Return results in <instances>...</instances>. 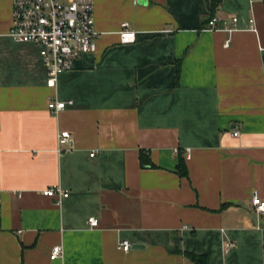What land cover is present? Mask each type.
Masks as SVG:
<instances>
[{
    "label": "crops",
    "instance_id": "obj_1",
    "mask_svg": "<svg viewBox=\"0 0 264 264\" xmlns=\"http://www.w3.org/2000/svg\"><path fill=\"white\" fill-rule=\"evenodd\" d=\"M11 2L0 0V264H264L251 203L264 201V0H93L96 50L55 87L41 47L8 35ZM212 16L238 21L207 30ZM123 22L135 42L120 41ZM49 99L66 106L52 114ZM52 186L68 196H44Z\"/></svg>",
    "mask_w": 264,
    "mask_h": 264
},
{
    "label": "built area",
    "instance_id": "obj_2",
    "mask_svg": "<svg viewBox=\"0 0 264 264\" xmlns=\"http://www.w3.org/2000/svg\"><path fill=\"white\" fill-rule=\"evenodd\" d=\"M12 23L8 35L16 41L34 42L41 47L40 57L48 72L46 85L55 87L60 73L71 70L75 59L82 54L95 52L96 36L94 26L93 0H12L11 2ZM237 18L230 20L212 16L205 26L207 30L218 29L219 23L224 30H232L237 24ZM250 28L255 30L254 19H250ZM122 43H133L136 41V32L130 28L129 23L123 22L118 33ZM229 40L224 44L228 46ZM48 110L57 114L66 106V102L49 99ZM238 131L232 135L237 136ZM71 134L62 130L58 135V145L62 146L70 141ZM94 152L91 153L93 156ZM44 196L54 197L59 201L68 196L65 189L59 186L48 187L42 191ZM251 203L255 206L258 214L264 213V201L254 195ZM98 219L90 217V227L97 226ZM131 243L120 241L118 248L127 251ZM235 247V242L226 240L222 251L227 253ZM62 253V247H52L49 257L55 259Z\"/></svg>",
    "mask_w": 264,
    "mask_h": 264
},
{
    "label": "trees",
    "instance_id": "obj_3",
    "mask_svg": "<svg viewBox=\"0 0 264 264\" xmlns=\"http://www.w3.org/2000/svg\"><path fill=\"white\" fill-rule=\"evenodd\" d=\"M213 1H214V4H215L216 3V0H213ZM143 154H144V152L141 151L140 152V161L142 162V164H149V165H151L149 161H147V160L144 161ZM177 171H178V174L180 176H186V174H187V168H186L185 162L181 158H179V162H178V165H177ZM187 256L190 259H195L196 262H197V264H201V263H199L200 262L199 259L201 257H199V256H197L195 254H189Z\"/></svg>",
    "mask_w": 264,
    "mask_h": 264
}]
</instances>
